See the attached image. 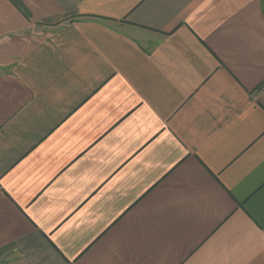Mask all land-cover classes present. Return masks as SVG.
Masks as SVG:
<instances>
[{
    "label": "crops",
    "instance_id": "crops-1",
    "mask_svg": "<svg viewBox=\"0 0 264 264\" xmlns=\"http://www.w3.org/2000/svg\"><path fill=\"white\" fill-rule=\"evenodd\" d=\"M0 264H264V0H0Z\"/></svg>",
    "mask_w": 264,
    "mask_h": 264
}]
</instances>
